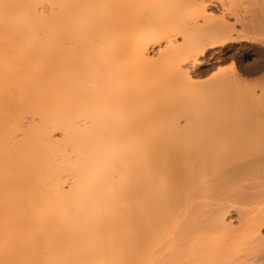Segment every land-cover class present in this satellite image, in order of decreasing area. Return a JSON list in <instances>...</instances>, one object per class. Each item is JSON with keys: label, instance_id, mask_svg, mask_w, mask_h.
Listing matches in <instances>:
<instances>
[{"label": "bare ground", "instance_id": "bare-ground-1", "mask_svg": "<svg viewBox=\"0 0 264 264\" xmlns=\"http://www.w3.org/2000/svg\"><path fill=\"white\" fill-rule=\"evenodd\" d=\"M102 2L0 0V264H264V120L164 103L230 29Z\"/></svg>", "mask_w": 264, "mask_h": 264}, {"label": "rangeland", "instance_id": "rangeland-1", "mask_svg": "<svg viewBox=\"0 0 264 264\" xmlns=\"http://www.w3.org/2000/svg\"><path fill=\"white\" fill-rule=\"evenodd\" d=\"M102 1L103 0H90L91 4L94 6L92 8H96L95 10L99 9L101 10L100 12H102V10L106 12ZM133 1L131 6H128L130 11L129 9L127 10V15L129 20L133 19L131 22H133L132 26H135V28L136 26L140 28L146 23L151 24L153 22L159 24L168 19H173L174 21L177 19L176 22L182 26V29L187 25L186 27L189 31L185 29L187 33H189L188 39L196 40L201 39V37L210 39L209 36L210 31H212L211 29H213L212 27L215 26V29L220 25H222L221 27H228L230 29L229 35L233 37V40L225 46V53L220 59H213L208 55L206 59H211L210 63L192 70V76L197 83H195L193 87H189L188 89L190 90L178 89L175 98L174 96L169 97L164 103L167 104V101L173 100L172 103L178 104L179 106L181 105L180 107L192 106V109H190V112L193 114H191L192 117H195L196 114L198 116H206L207 113L210 115V110L207 111L209 106L215 103L218 105L219 103H224V108L226 105L228 106L226 110L227 108L228 110L229 108L233 109H230L231 111H229L228 118L243 115L248 118L252 117L253 119L264 120V0H198L201 3H207L209 6L207 8V15H209V17L207 16L206 19L205 17L204 19L198 18L197 14L195 16L194 0ZM210 2H212V6L208 4ZM123 5L124 4L121 3L116 4L114 12H106V14H111V18H114L121 13L119 11L124 9ZM97 11L96 15L100 17L102 14H100V12L97 14ZM119 15L116 19H118ZM182 23L185 25L183 26ZM244 34H249L252 39L242 41V35L244 36ZM179 42L180 44L183 43L182 37H179L178 43ZM222 68L226 70L221 72L220 69ZM233 76L239 78V81L234 83V85L221 82L223 77ZM243 81L244 83H242ZM221 83H223L222 86H220ZM244 84L245 86H243ZM251 84L255 85V87ZM261 93L263 94L261 95ZM189 94L195 97L193 98ZM218 107L221 108V105ZM223 107L221 109H223ZM199 111L200 113L198 114ZM222 113H224V117L227 118V113H225V111ZM252 203L253 209L258 210L257 208L261 207L258 200H254ZM260 231L264 238V225L261 227ZM260 245L264 246V240L258 243L257 248ZM263 248L264 247L261 248V246L258 248L259 252L262 254L259 255L258 252V255L261 257L263 256L262 258H264Z\"/></svg>", "mask_w": 264, "mask_h": 264}, {"label": "snow or ice", "instance_id": "snow-or-ice-1", "mask_svg": "<svg viewBox=\"0 0 264 264\" xmlns=\"http://www.w3.org/2000/svg\"><path fill=\"white\" fill-rule=\"evenodd\" d=\"M225 70H226V69H223V68H222V69H220V71H221V72H223V71H225ZM214 75H215V73H214Z\"/></svg>", "mask_w": 264, "mask_h": 264}]
</instances>
